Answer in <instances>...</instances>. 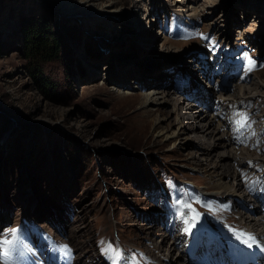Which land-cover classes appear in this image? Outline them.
I'll list each match as a JSON object with an SVG mask.
<instances>
[{"label":"rangeland","instance_id":"374dc122","mask_svg":"<svg viewBox=\"0 0 264 264\" xmlns=\"http://www.w3.org/2000/svg\"><path fill=\"white\" fill-rule=\"evenodd\" d=\"M56 1L0 0V241L19 230L16 264H46L37 255L41 230L58 236L45 244L68 246L60 247L67 264H113L117 241L125 249L118 264H170L180 251L164 256L157 245L180 233L178 248L190 246L188 214L194 240L222 242L226 258L251 244L231 231L248 230L243 217L253 215H235L236 201L214 182L221 169L210 177L197 165L205 160L194 133L165 139L158 129L179 128L176 108L181 121V109L186 116L201 108L227 125L231 146L264 158V131H237L234 114L250 108L233 104L259 93L257 115L264 114V0H194L180 8L172 0H102L113 14L92 18L66 13ZM25 22L64 43L33 55ZM150 90L163 95L145 108ZM255 124L264 127V117ZM237 180L224 179L229 186ZM103 233L115 245L100 262ZM3 252L0 244V264Z\"/></svg>","mask_w":264,"mask_h":264},{"label":"bare ground","instance_id":"6f19581e","mask_svg":"<svg viewBox=\"0 0 264 264\" xmlns=\"http://www.w3.org/2000/svg\"><path fill=\"white\" fill-rule=\"evenodd\" d=\"M56 2H60V7L63 9L62 11H65L66 13L77 12L78 14H81L84 18L96 17L99 15H103V13L113 14L112 13L113 11L111 10L113 6L111 5L109 7H106L107 5L104 6L102 0H57ZM172 2H178V3H174V5L180 4L178 6L180 8V7L188 6L187 4L193 3L194 0H180V1L172 0ZM96 10H99L98 11L99 13L95 12ZM162 95L163 94L160 92H155L153 90L152 91L150 90L147 94L144 95V102H143L144 107L149 108L150 106L155 107L159 105L160 98H162ZM258 96L261 95L257 93L253 95V98L250 99L248 98L236 99V100L232 99L234 101L233 102L234 105H239L241 107L246 106L250 108V110L244 111V113H246L248 116L247 124L250 125L251 127V130L248 133L257 132V131L259 133H263L264 131V127H260L257 129V126L255 124L258 118L264 117V114L257 115V112L260 110V105L257 104L258 102L254 101V99L255 97ZM197 99H199V101H202L200 98ZM222 100L227 101L229 99H222ZM190 106H192V104ZM262 111L264 112V109ZM174 112L178 113L177 116L179 118L180 116L179 109L176 108V111ZM194 112H199V113L188 114L185 116L183 115L185 114V110L183 111V109H181L180 113H182V117H184V119L183 121H181L177 118L178 124L180 125L179 128H176L174 130H170L168 128L167 129L161 128L158 129V135L164 137L165 139L168 138L170 139L173 137L179 139L180 136L184 134H188L187 131H189L190 133H194L193 134L194 138L199 143L198 145H200V153L198 154L202 155L203 156L202 159L205 160V162L204 161L198 162L197 165L200 168H203V172L210 177L211 174H214L218 169H221L220 173H216V175H214L215 178L214 182L218 184L219 189L220 187L225 189V192H227L229 198L231 199L233 198L232 199L233 202L236 201L235 202V204L237 203L236 207H238V209H240L241 211L237 210L236 211L237 213L235 215L238 217L239 215L243 216L242 212L250 213L251 216L253 215V218L243 217V223L250 225L248 230L232 227L234 231L231 232L233 236H238L237 232L243 231L244 233L252 234L257 238L255 242L250 241L251 244L249 245H251V247H249L248 244L245 246L248 248L250 252L252 253L253 251L256 252V254L253 253L254 263H259L264 258V158L261 155H259V153L258 155H256V157H253V154L247 151L245 148H238L231 146L234 138L232 136V132L226 131L227 125H225V123L223 124V122L222 123L219 122V124H215L214 122L215 116H211L209 112H207L206 110L199 108ZM250 127L248 126V128ZM229 145L232 148L228 149ZM219 148H221L223 151H217V149ZM214 155H216L217 158H219L217 161L214 160ZM231 161L233 165H229ZM233 166H236V169L232 171L231 169H233ZM259 167H260V169L258 170L259 174H256V172H258L257 168ZM230 176H232V178L235 180L236 177H238L235 186H231V185L229 186V184L226 181H224L225 178L227 180V178H229ZM247 179L248 182L244 183L243 181ZM209 192L214 194L219 193L218 191L217 192L209 191ZM235 204H233L234 207ZM188 217H189V227L187 228H189L190 231L186 232L185 231L186 228L184 229V231L189 235H192L189 238V240H192L193 242L196 241L194 256L191 257L189 251H187L188 248L193 244V242L190 241V246H182L181 244L182 247L180 249L178 248L179 246H177V242L179 240V236L182 235L180 233L178 234L175 233L177 238L176 241H174L173 238L172 242L168 244V246H166L165 239H163L161 241L162 242L161 245H157V247L160 248V251L162 252L165 251L164 252L165 254L163 253L164 256H169L171 252H173L175 249L179 250L180 253H182L183 257H181L182 255L180 253H177L175 255L176 257L175 259L174 256L173 257L171 256L169 258L171 260L170 264L178 263L179 259L181 258H183V262L185 264H219L220 259H222L223 262L228 263L230 260L228 257L226 258L224 256L225 249H223L222 251L223 246H220L222 242L220 243L216 241L217 242L216 243V242L204 241V239L202 241L201 240L198 241L196 239L194 240V232L190 227L191 222L194 221V219L192 216H189V214ZM208 218H210L212 221H216L217 218L219 217L214 215H209ZM161 224H163V221L161 222ZM169 226L170 225L166 227L168 230L166 232L169 235H171V237H173L172 233L175 232V230H172V228ZM116 233L117 235H119L117 231ZM42 234L44 233L41 230L39 234V237L41 239L40 241L37 242V252H38L37 255L40 256L41 259L43 258L46 264H61V262L58 263V261H56L54 257H57L58 255L62 254L64 255L65 258V262L63 264H67L65 254L60 250V246H53V242L58 241L57 240L58 236L56 235L53 237L47 236L48 237L47 238L45 236L43 237ZM108 234L109 235L107 234L104 235L103 233V235L100 236L99 238L98 245L100 247V252L98 254V257L100 259V262L102 258L106 259L110 255V252H106L104 251V249L108 248L109 246H111V249H113L115 245V242L113 240V234L112 233H108ZM102 238L106 239L104 243L101 242ZM141 238H146V237L144 236ZM48 239H52L53 242H51L52 241L51 240L47 244H45L48 241ZM117 243H118V249L115 251V254L118 252L119 253L118 262L122 261L124 263L125 249L121 247L118 241ZM183 243L186 244V240ZM148 251L151 252V250ZM83 252L85 253V250ZM121 252H123V254H120ZM81 255L82 254H79L80 257L79 262L83 261L82 259L84 256L81 257ZM154 256L158 257L159 255L157 254ZM114 259H115V255L111 256V262H113Z\"/></svg>","mask_w":264,"mask_h":264},{"label":"snow or ice","instance_id":"6c2138e0","mask_svg":"<svg viewBox=\"0 0 264 264\" xmlns=\"http://www.w3.org/2000/svg\"><path fill=\"white\" fill-rule=\"evenodd\" d=\"M190 35H202V34H199V33H192ZM205 39H207L208 37H204ZM251 70V68L249 69ZM234 115H238L240 118L236 121L237 124H238V128H237V131H239V128H243L245 126H249L247 124V120H248V116L246 113H236ZM242 142V141H241ZM177 204L180 205V208L181 210L184 209V208H188L192 211H194V209H191V205L186 203V202H180V201H177ZM183 214V212H182ZM197 216L199 215L198 213L196 214ZM186 223L188 222L187 220L185 221ZM18 229H13L10 233V235L13 236V240H3V241H0V244H2L4 246V252H3V260H4V264H16L15 260H14V257H13V253L15 251V242L16 240L18 239ZM186 232L190 231L189 228H186L185 229ZM239 236H242V237H246L245 239V243H248V241H253L255 242L256 241V237L252 234H248V233H244V232H239L238 233ZM62 249H64L66 252H70V249L68 248L67 245H61L60 246ZM249 247H251V245H249ZM104 251L106 252H112L113 250L111 249V246H109L108 248L104 249ZM118 260H119V253L117 252L115 254V259L113 260V264H118Z\"/></svg>","mask_w":264,"mask_h":264},{"label":"trees","instance_id":"16d2710c","mask_svg":"<svg viewBox=\"0 0 264 264\" xmlns=\"http://www.w3.org/2000/svg\"><path fill=\"white\" fill-rule=\"evenodd\" d=\"M25 34L27 35L28 49L33 55H43V53H51L52 51L61 47L59 38L53 35H47L45 30L38 25H31L25 22Z\"/></svg>","mask_w":264,"mask_h":264}]
</instances>
